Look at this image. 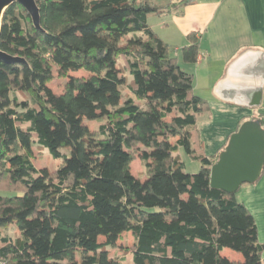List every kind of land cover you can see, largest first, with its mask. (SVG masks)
Wrapping results in <instances>:
<instances>
[{"label": "trees", "instance_id": "obj_1", "mask_svg": "<svg viewBox=\"0 0 264 264\" xmlns=\"http://www.w3.org/2000/svg\"><path fill=\"white\" fill-rule=\"evenodd\" d=\"M35 3L41 30L18 4L1 20L0 50L25 63L0 61V191L13 194L0 196V264H120L106 248L121 226L134 239L133 264H264L250 212L235 194L210 187L218 155L198 148L196 118L207 107L193 93V76L147 23L169 7L151 0ZM189 38L182 60L195 64L199 47ZM78 70L87 76H69ZM123 73L131 77L130 97L120 105ZM54 74L68 78L60 94L47 87ZM14 92L29 93L31 104ZM97 118L105 119L97 132L81 124ZM253 120L264 129L260 116ZM34 144L53 158L61 148L71 153L53 173L37 170ZM180 149L200 163L196 174L183 171ZM135 154L143 182L130 171ZM11 225L15 240L1 234ZM225 248L242 261L223 257Z\"/></svg>", "mask_w": 264, "mask_h": 264}, {"label": "crops", "instance_id": "obj_2", "mask_svg": "<svg viewBox=\"0 0 264 264\" xmlns=\"http://www.w3.org/2000/svg\"><path fill=\"white\" fill-rule=\"evenodd\" d=\"M184 1L189 3L179 4ZM151 2L169 7L159 16H148L147 23L169 51H174L172 57L178 65L192 74L193 93L207 107L196 118L198 148L204 155L215 157L243 122L260 116L264 124V76L259 72L264 63V0ZM189 35L199 47L195 64L182 60L181 50L192 41ZM259 87L260 106H246L242 93ZM235 199L254 218L258 242L264 244V167L259 180L242 185ZM224 253L230 260L242 261L231 259L234 252L230 249H223L221 255Z\"/></svg>", "mask_w": 264, "mask_h": 264}, {"label": "water", "instance_id": "obj_3", "mask_svg": "<svg viewBox=\"0 0 264 264\" xmlns=\"http://www.w3.org/2000/svg\"><path fill=\"white\" fill-rule=\"evenodd\" d=\"M20 5L29 16L33 27L40 28V13L35 0H0V30L4 11L11 5ZM0 61L5 64L25 61L0 50ZM264 76V63L259 71ZM243 102L251 108L259 107L262 87L242 93ZM264 167V129L258 120L243 122L228 138L224 149L210 168L209 184L212 189L235 194L244 184H253L261 176Z\"/></svg>", "mask_w": 264, "mask_h": 264}, {"label": "rangeland", "instance_id": "obj_4", "mask_svg": "<svg viewBox=\"0 0 264 264\" xmlns=\"http://www.w3.org/2000/svg\"><path fill=\"white\" fill-rule=\"evenodd\" d=\"M141 33L137 35L140 36ZM132 36V34H130ZM170 55L174 56V51H170ZM117 66L118 68H122L124 65V61L121 57L117 58ZM69 76L72 77H86L87 74L83 70H78L76 72H70ZM124 83L122 84V100H120L119 104L121 105L122 102L127 98L128 90H127V83L131 79V77L127 73H123ZM68 78H61L54 74L53 80L47 85V87L55 94H60L63 90L65 82ZM15 96L18 102H28L31 104L32 96L29 93H20L14 92L11 94V97ZM105 123V119L97 118L94 120H82V126L87 131L97 132L100 125ZM172 143L174 140L171 141ZM59 158H53L49 154L46 149L38 148L37 145H33V165L37 170L40 169H48L50 172L56 171L59 167H61L65 163V158H68L71 153L70 148H61L60 149ZM177 155L180 158V161L183 163V171L188 174H196L200 170V163L195 159H192L183 150H179ZM130 171L135 176L136 179L143 182L147 179L146 171L138 154L134 155V159L130 164ZM13 194L9 192L0 191V196H11ZM1 234L8 236L11 240H15L19 235L18 230L14 225H11L7 229H1ZM99 243H103L105 239L103 237L98 238ZM133 243L134 239L130 232H127L124 227H120L119 229V237L117 242L113 247H107L106 251L110 258H114L120 262V264H133L132 262V250H133ZM234 255L231 256V259H243V256L233 251ZM225 253L223 257H225ZM238 257V258H237ZM229 259V258H228ZM78 260V259H77Z\"/></svg>", "mask_w": 264, "mask_h": 264}]
</instances>
